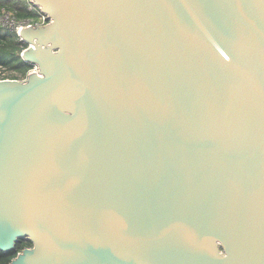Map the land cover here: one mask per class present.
Wrapping results in <instances>:
<instances>
[{
  "label": "water",
  "instance_id": "95a60500",
  "mask_svg": "<svg viewBox=\"0 0 264 264\" xmlns=\"http://www.w3.org/2000/svg\"><path fill=\"white\" fill-rule=\"evenodd\" d=\"M39 74L0 80L10 264H264V0H33Z\"/></svg>",
  "mask_w": 264,
  "mask_h": 264
},
{
  "label": "trees",
  "instance_id": "16d2710c",
  "mask_svg": "<svg viewBox=\"0 0 264 264\" xmlns=\"http://www.w3.org/2000/svg\"><path fill=\"white\" fill-rule=\"evenodd\" d=\"M6 7L15 12L18 17L27 15L26 9L21 6V2L17 0H0V9ZM27 44L20 40L16 32L0 27V65L10 68L27 76L33 65L26 63L21 56ZM18 79V78H17ZM32 243L26 239L20 240L15 249L10 252L0 251V264H10L11 261L27 247H31Z\"/></svg>",
  "mask_w": 264,
  "mask_h": 264
},
{
  "label": "built area",
  "instance_id": "2783aa9c",
  "mask_svg": "<svg viewBox=\"0 0 264 264\" xmlns=\"http://www.w3.org/2000/svg\"><path fill=\"white\" fill-rule=\"evenodd\" d=\"M17 1L21 2V6L26 9L27 15L18 17L12 10L7 9L6 7H2L0 9V27L16 32L19 36L20 32L25 28L43 26L47 25L50 22L49 15L44 13L41 8L36 6L33 0ZM20 40H22L21 37ZM4 70H6V68L0 65V80L12 79L7 77ZM34 73H40V69L36 65H33V68L28 72L27 77ZM26 78H24L23 80H25Z\"/></svg>",
  "mask_w": 264,
  "mask_h": 264
},
{
  "label": "rangeland",
  "instance_id": "374dc122",
  "mask_svg": "<svg viewBox=\"0 0 264 264\" xmlns=\"http://www.w3.org/2000/svg\"><path fill=\"white\" fill-rule=\"evenodd\" d=\"M14 12V11H13ZM23 52V51H22ZM22 54V53H21ZM5 74L7 75L8 78H18L23 80L24 78H26L27 76L22 75L20 72L15 71L13 69L10 68H6V70H4Z\"/></svg>",
  "mask_w": 264,
  "mask_h": 264
}]
</instances>
